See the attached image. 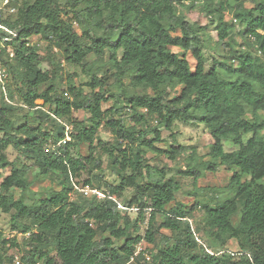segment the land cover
<instances>
[{"label":"trees","instance_id":"trees-1","mask_svg":"<svg viewBox=\"0 0 264 264\" xmlns=\"http://www.w3.org/2000/svg\"><path fill=\"white\" fill-rule=\"evenodd\" d=\"M15 2L17 10L0 19V65L8 74L5 94L0 91V169H8L0 181V210L11 213L13 229L29 233L20 261L264 264V0ZM195 4L213 25L216 45L229 48L227 55L212 58L208 66L202 58L208 24L191 21L185 12ZM227 13L243 26L238 48L233 39L226 40L234 25L225 20ZM33 36L43 37L51 52L56 46L66 63L80 66L87 81L75 85L73 74L65 89L58 88L60 62L55 65L40 54L39 45L30 43ZM171 47L190 53L194 68ZM45 61L51 69L39 68ZM109 72L119 82L118 94L101 91ZM123 78L128 85L123 86ZM129 88L141 93L131 94ZM109 100L112 105L103 108ZM77 111L87 116L78 119ZM149 118L156 127L151 128ZM176 122L200 123L210 134V160L204 168L237 169L224 189L230 196L189 206L176 200L179 183L146 156L152 152L174 160L188 150L187 167L177 173L200 175L194 148L176 138ZM158 126L169 131L168 139L161 137ZM101 128L110 131L113 142L101 139ZM150 133L153 136L148 137ZM244 133L251 134L245 142ZM223 139L238 147L224 151ZM156 142H167L168 147ZM82 145L86 153L80 152ZM9 147L16 152L12 160L6 154ZM103 154L118 184L104 180ZM33 169L37 177L53 184L37 197L30 195ZM82 173L86 178L80 182ZM74 185L103 188L119 200L127 188L133 189L124 203L138 208L136 218L106 197L71 199ZM217 193L219 198L223 195L222 190ZM197 207L203 216L193 226L190 218ZM239 208L234 224L231 217ZM199 232L214 250L197 240ZM230 240L237 242L236 255L227 251ZM142 241L152 248L135 254ZM6 242L1 241L0 264H15L14 255L3 250ZM11 245L17 246L13 240Z\"/></svg>","mask_w":264,"mask_h":264},{"label":"rangeland","instance_id":"rangeland-1","mask_svg":"<svg viewBox=\"0 0 264 264\" xmlns=\"http://www.w3.org/2000/svg\"><path fill=\"white\" fill-rule=\"evenodd\" d=\"M218 2V1H217ZM200 4L193 5L189 10H186V16L191 21H196L203 24H208V33L206 35V42L204 46H202V58L206 66H208L212 60V58H223V55H227L229 48L225 47L222 48V46H218L215 43L216 38V32L214 31L213 25H209V18L206 17L205 13L200 10ZM225 20L231 21L233 25L232 32L228 35L226 40H229L231 42V39L234 40L235 46L238 48V45L242 43V36H240L239 31L243 28L241 24L236 22L230 13L225 14ZM31 42L38 44V52L40 54L45 55L46 57H50L51 60L55 63L60 62V73L55 79V84L60 89H65L67 86V79L69 75L76 74L73 76V83L75 85L78 84H84L88 77L86 74L82 73L80 66L71 65L66 63L63 60L61 51H54L52 52L49 50L48 46L50 44H47V42L44 40L43 37L40 36H33L31 37ZM58 49L56 46H53V48ZM172 50L176 51L179 55H184L187 59V61L190 63L191 68L193 69L195 66V59L190 55V53H186L182 51L180 48L177 47H171ZM94 58V57H92ZM39 68L42 70H48L51 69L52 66L48 61H45L39 65ZM111 73H107L108 81L106 87L101 90L104 92V94H110L120 93L119 88V82L115 81V77L110 75ZM8 76V74H7ZM6 76V78H7ZM123 86L128 85V79L123 78L122 79ZM86 90L88 88L86 87ZM98 90V89H96ZM128 91L131 94L141 93L140 89H132L129 88ZM1 99V97H0ZM1 101V100H0ZM37 104H41L42 100H37ZM112 105V101L109 100L107 102L102 103L103 108H107ZM26 112V109L21 110L20 113L23 115ZM78 119H82L85 116H87V113L84 111H77L74 114ZM264 116V114L262 115ZM29 121L32 122L31 118H29ZM149 125L151 128H154L157 126L156 122L154 120H151L149 118ZM176 128L174 130V133L176 134V138L179 143L187 146L189 149L190 147H193L195 150V158H196V166L197 170L200 172L199 176H196L195 178H192L190 176H183L177 173V170L185 169L187 167V152H186L175 158L174 160L168 159L165 155L162 156H156V154L152 152H147L146 156L149 158V162L152 164L157 165L158 167H165L166 168V177L172 176L178 183H179V190L175 193V198L178 201L184 202L187 206L194 204L195 202L199 203H206V202H212L215 203L217 200H224L230 194L224 190L227 184L229 183V179L234 171H237L235 167L233 168H226L222 165H219L218 168L215 171L209 170L204 168V165L207 161L210 160L208 153L209 145L211 143V137L206 128L200 124V123H189V124H183L180 122H176ZM140 127V126H138ZM70 128V127H69ZM158 130L161 133V137L168 139L169 131L158 126ZM1 136V133H0ZM99 136L104 141H110L113 142V136L107 129L101 128L99 131ZM153 136L151 133L148 135V137ZM251 136L250 133H244L242 135V141L245 142L249 137ZM156 146L161 148H167L168 143L167 142H156ZM222 147L223 150L226 152L235 150L238 145L233 144L229 139H223L222 140ZM86 145H82L80 148V152L86 153ZM8 159L12 160L15 157V150H13L11 147H9L6 151ZM194 163V162H192ZM102 176L105 181H107L109 184H118L117 177L109 170L107 167L106 162V155L103 154L102 156ZM8 174V169H0V181L3 176ZM86 178V174L82 173L80 177L77 178L78 181L82 182ZM29 179L32 181L31 185V192L30 195L33 197H37L39 195H44L47 188H49L52 184V182L49 179H42L41 177L36 176V169L31 170L29 174ZM100 189V188H99ZM103 189V188H101ZM218 190H222L223 195L221 197H218ZM133 195V189L127 188L123 193V198L121 200L118 199V201L124 205V201L126 199H130ZM15 196H19L18 190H15ZM78 197H90V194H76L75 196L72 195L71 199H77ZM137 212L135 209L128 208V215L131 219L136 218ZM202 208L197 207L194 212L192 213V217L190 218V221L192 220L193 226L200 223L202 220ZM148 211H144V215L148 216ZM240 215V208L238 212L234 215H232L231 220L234 224L238 222ZM11 213H5L0 210V246L1 241L6 240L7 242L4 245V251L7 252V254H13L17 255L19 258L21 255H23L27 249H28V241H29V233H22L19 231V229H13L12 228V222L10 220ZM162 219V216H157V221L160 222ZM24 224H29L28 220L23 221ZM146 228V219L141 224V230L140 233L142 234ZM164 233H168L167 230H162ZM199 239L200 241L205 244L208 248L211 250H214V248L211 245V242L207 238V236L199 232ZM11 240L17 245H11ZM138 248H141V250H148L152 248V245L147 244L146 242L142 241L137 246ZM227 251L232 253L233 255L237 254L238 246L237 242L235 240H230L229 243L226 246ZM226 251V252H227ZM228 253V252H227ZM228 253V254H230ZM133 264V263H128Z\"/></svg>","mask_w":264,"mask_h":264},{"label":"built area","instance_id":"built-area-1","mask_svg":"<svg viewBox=\"0 0 264 264\" xmlns=\"http://www.w3.org/2000/svg\"><path fill=\"white\" fill-rule=\"evenodd\" d=\"M16 0H0V19L6 15V14H11L14 13L17 10V3L15 2ZM0 27H2L0 25ZM31 44H33V42H30ZM54 51H57V49L54 47L53 48ZM6 76L7 73L5 71V69L0 65V91L2 92V94H5V81H6ZM6 99V97H5ZM66 130L69 131L70 128L69 126L66 127ZM66 138H69L68 136ZM59 144V142L57 143ZM74 191L70 194V197L72 195H76V194H81V195H86V194H90V196H94L96 199L101 200L103 198H109L111 200H113L116 203V207L119 210L124 211L125 209H128L126 206L122 205L118 199L116 198L115 195H110L108 192L104 191L103 189H99V188H95V187H91L88 185H74ZM131 209H135L138 210L137 207H132ZM196 237H198L197 234H195ZM199 242L200 239H197ZM142 251L141 248H136L135 254H137L138 252ZM209 252H211L210 250H208ZM146 259H149V256L147 254H145ZM14 263L15 264H24L20 261L19 257L17 255H14Z\"/></svg>","mask_w":264,"mask_h":264}]
</instances>
